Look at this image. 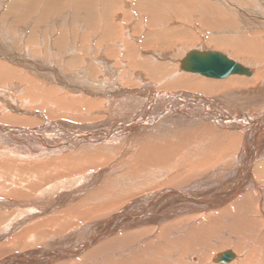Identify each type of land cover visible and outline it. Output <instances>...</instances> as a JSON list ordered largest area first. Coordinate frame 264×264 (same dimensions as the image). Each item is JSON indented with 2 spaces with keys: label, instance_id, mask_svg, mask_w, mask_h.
<instances>
[{
  "label": "bare ground",
  "instance_id": "bare-ground-1",
  "mask_svg": "<svg viewBox=\"0 0 264 264\" xmlns=\"http://www.w3.org/2000/svg\"><path fill=\"white\" fill-rule=\"evenodd\" d=\"M28 1L26 9L16 14L11 13L14 8H7L4 13L0 11V16H5L0 24V151H3L0 156L8 154L28 162L24 167L19 165L26 177L15 173L12 187L7 191L14 193L18 189L21 192L23 186L20 187L22 182L19 184V181L23 178L27 180L25 193L36 190L30 188L33 183L36 187L51 184L56 190L62 185L75 186H69L71 189L66 193L42 204L39 215H43V222L33 228L36 224L33 220V227L25 226L22 240L18 238L9 246L36 243L37 234L43 238L58 235L101 216L114 218L120 205L130 198L131 208H140V203L145 201L139 194L173 186L178 188L170 192L171 197L186 202L181 208L177 206V210L190 212L199 201L205 213L201 214L207 221L189 227L192 229L187 232L189 264H216L213 260L227 251L236 256L229 264H264V0H244L243 4L239 0L225 3L215 0L213 6L204 0L190 3L186 0L183 5L192 24L178 21L167 8L163 10L161 0L148 3L141 0L139 4L136 0V8L127 18L131 22L119 23L118 35L108 33L87 39L80 38L77 31L82 33L83 27L90 24L86 22L95 24L99 0H84L86 8L70 22V26H78L72 36L65 31L60 36L58 32L53 36L49 31L38 35L44 27L40 28V24H55L58 31L63 30H59L63 25L57 26L56 21L59 6L66 0H25ZM36 2L44 3L42 12L37 13L39 16L33 13L39 7ZM29 5L34 8L30 9ZM9 15L14 18L6 19ZM121 17V13H113L107 19L118 21ZM25 19L27 26L33 25V32L40 28L37 35L27 36L31 31L26 33L22 27L26 25ZM198 22L205 26H199ZM193 51L222 53L252 76L212 79L183 71L182 63ZM249 65L254 66L255 71ZM17 92L22 93L18 98ZM218 97L230 100L229 107L216 100ZM22 135L28 137L24 147H21ZM5 142L11 143L13 148H7ZM208 170L210 173L205 175L210 178V192L199 196L193 192L195 189L184 188L193 182L197 173ZM231 177L235 189L230 194L227 190ZM119 183L120 187H116ZM126 184L131 189L128 190ZM211 198H217L215 204H225V207L210 213L208 201ZM16 205L22 210L35 204ZM2 206L0 208L5 210ZM153 207L140 209L139 213L133 212V208L131 214L124 216L131 217L132 221L146 216L153 223L168 216L169 209L164 203ZM33 209L29 210L30 214L38 215ZM16 218H12L8 228ZM110 221L102 219L97 224L101 235L91 237L82 247L84 250L95 245L90 258L101 256L105 245L99 242L104 235L110 238L114 234ZM219 223H222L220 230L228 232V237L223 241L225 250L211 259V254L196 240L204 238L203 232ZM31 233H34L32 237ZM182 238L177 237V240L181 242ZM252 244L255 245L252 247ZM200 254L205 256L202 261ZM57 256L62 260L66 254L57 253ZM138 260L145 262L141 257ZM94 263L99 264L97 260Z\"/></svg>",
  "mask_w": 264,
  "mask_h": 264
},
{
  "label": "rangeland",
  "instance_id": "rangeland-1",
  "mask_svg": "<svg viewBox=\"0 0 264 264\" xmlns=\"http://www.w3.org/2000/svg\"><path fill=\"white\" fill-rule=\"evenodd\" d=\"M11 1V2H10ZM16 1H18V3L16 4ZM108 2V3H104V2ZM144 0H142L143 2ZM147 1L149 0H146L145 2L148 3ZM163 1L161 4H162V7H163V10L164 8L166 9H169L171 12H174V16L175 18L180 21V22H188L189 24H192L193 22H191V19L189 17L188 14L185 13V7L186 5H183L184 4V1L186 0H161ZM177 1V3H176ZM183 3H182V2ZM201 1V0H200ZM205 2H208L209 5L213 6L215 5V0H204ZM223 2L225 3L226 1L228 0H220V2ZM238 1V0H237ZM64 3H62L61 6H59V12L60 14H58V18H57V26L59 25H63V27L59 26V30L60 29H63V30H60L58 31V29L55 28V24H49V25H45V24H40V28H42L43 26V29H41L40 31V34L38 32V30L40 29L38 27V29H36V32H33L32 30H35L32 26L33 25H28L27 26V23L26 21L30 20V16L35 13L36 16H39L37 15L40 14L43 10V7H44V3L41 4V3H38L36 2L35 5L39 6L37 7V11L33 10V13L30 11V16L29 18H27V20L25 19V23L26 25L22 26L23 28L26 29V33L30 32L29 35L27 36H30V35H37V32H38V35H43L45 34V31H49V33H51L53 36H55V32L57 34V32L59 33V35L57 36H60L61 32H64L65 33H68L70 36L74 35V33L76 32V30L78 29V26L76 25H71L70 24L72 23V20H74V18L80 14V11L83 7L86 8V2L83 0H67L66 1H63ZM71 2V3H70ZM136 0H99L98 3H96V5H99L98 7V12L96 10V13L98 14L97 15V19H96V22L95 24H93L92 22H86V23H90V24H87V26H79V27H83L82 29L84 30L82 33L79 32V30L77 31V35H79L80 38L82 39H87V38H93V37H96V38H99L100 35L101 37H103L102 35H107L108 33H111V35H118L119 34V31L116 27L119 26V23L122 24V22H131L130 19H127L128 18V14L131 12L133 14V11L135 10V5H136ZM141 2V0H138V4ZM141 2V3H142ZM144 2V3H145ZM169 2V4L167 3ZM188 3L192 2V0L190 1H187ZM221 2V3H222ZM238 2H240L241 4L245 3L244 0H239ZM26 3H29L28 2H25V0H0V11H2L3 13L6 12V9L9 8V10H11L12 8L13 11L11 13L13 14H16L17 11L21 12V9H26ZM101 3V5H100ZM110 3V4H109ZM121 3V4H120ZM166 5H165V4ZM218 3V1H217ZM10 4V6H9ZM14 4V5H13ZM22 4H23V8H22ZM26 4V5H25ZM64 4V5H63ZM76 4V5H75ZM178 4V5H177ZM181 4V5H180ZM239 4V3H238ZM20 5V6H19ZM67 5V7H66ZM86 5V6H85ZM106 5V6H105ZM114 5V6H113ZM168 5V6H167ZM176 5V6H175ZM42 6V7H41ZM77 6V7H76ZM104 6V7H102ZM166 6V7H164ZM30 9H33L34 7L31 5H29ZM79 7V8H78ZM122 7V8H121ZM178 7L179 10H178ZM40 11H39V9ZM42 8V9H41ZM58 8V7H57ZM67 9V10H66ZM73 9V10H72ZM76 9L78 11H76ZM106 9V10H105ZM166 9V10H167ZM172 9V10H171ZM49 10V8L47 9V11ZM84 10V8H83ZM125 10V11H124ZM24 11V10H23ZM22 11V12H23ZM64 14H63V13ZM102 12V13H101ZM181 12V13H180ZM49 12L45 13L43 18L45 17L46 19V16L48 15ZM62 13V14H61ZM70 13V14H69ZM72 13V14H71ZM77 13V14H76ZM105 13V14H104ZM113 13H121L122 14V17H121V20H108L107 17L109 15H112ZM184 13V14H183ZM66 14V15H65ZM68 14V15H67ZM102 14V15H100ZM186 14V15H185ZM179 15H185L184 17H182L183 19H181V17H179ZM3 16V15H2ZM0 16V24L4 22V17L5 16ZM60 16V17H59ZM104 16V17H103ZM62 17V18H61ZM64 17V18H63ZM7 18H14L12 16H6V19ZM33 18V15L32 17ZM35 18V17H34ZM41 18V19H43ZM61 19V20H60ZM104 19V20H103ZM36 20V19H35ZM184 20V21H183ZM89 21V20H88ZM95 21V20H94ZM116 21V22H114ZM10 22V21H9ZM34 22V20H33ZM71 22V23H70ZM101 22H103V24H101ZM109 22V23H108ZM63 23V24H62ZM69 23V24H67ZM118 23V24H117ZM199 23V22H198ZM98 24V25H96ZM43 25V26H41ZM94 25V26H93ZM109 25V26H108ZM205 26L203 25L202 23H199V26ZM97 26V27H96ZM176 28L179 27V25H175ZM47 27V28H45ZM87 27V28H86ZM114 27V28H113ZM50 28V29H49ZM95 28V29H94ZM105 30H104V29ZM108 28V29H107ZM110 28V30H109ZM113 28V29H112ZM46 29V30H45ZM53 29V30H52ZM55 29V30H54ZM89 31H88V30ZM93 31H92V30ZM97 29H99L97 31ZM199 30V32H201V30L199 28H197V31ZM52 31V32H51ZM73 31V32H72ZM75 31V32H74ZM105 33H104V32ZM54 32V33H53ZM101 32V33H100ZM103 32V33H102ZM198 32V33H199ZM33 33V34H31ZM43 33V34H42ZM48 33V34H49ZM90 33V34H89ZM35 34V35H34ZM93 34V36H92ZM207 49V48H206ZM209 49V48H208ZM213 50H216V49H213ZM218 50V49H217ZM218 51L222 52L223 53H228L227 50L225 49H219ZM243 60V58H242ZM241 61V60H240ZM242 62V61H241ZM243 63V62H242ZM250 68H252V71H255V68L254 66L252 65H249ZM252 66V67H251ZM18 93V94H17ZM16 93V96L17 98L19 96H21L20 94L22 93H19L17 92ZM225 99V98H224ZM223 97H218L216 98V100H221L223 101V104L224 105H227L229 107V104L228 102L230 100H224ZM227 101V102H226ZM231 108V107H230ZM7 125H9L8 123H6ZM11 125V124H10ZM26 136L25 135H22V138H21V147L25 146L26 145V142H27V138H25ZM24 139V140H23ZM25 141V142H24ZM30 143V142H29ZM28 143V144H29ZM4 144V141L3 143ZM11 144V143H10ZM9 143H6L5 142V145L7 148H13V146H11ZM23 144V145H22ZM3 145V146H5ZM32 148L33 145L30 143L29 144ZM6 150H9V149H6ZM12 150V149H11ZM3 151H0V153H2ZM5 154V153H4ZM4 156H0V165L2 166V168L0 169V206L4 207L5 210H3V208H0V264H27L25 262H28V264H55L57 261L56 264H92V262H95L97 260V262L100 264H144L145 262L147 264H176V263H179V264H189L188 262V257H189V249H190V246H189V242L187 241V232L191 231L192 229H190L189 227H193V226H197L199 225L201 222L204 221V223H206V218L203 214H205L203 211H204V207L200 204L199 201H197L195 204V207L193 210H190V212L188 211V209H185L183 211L181 210H177V206L178 207H183V205H186V202L185 200L183 199H180V198H177V197H171L170 195V192L175 190L178 188L176 187H171V186H165V187H161L158 189H155L154 192L153 190H149L148 193L145 192V193H142V194H139L140 197H142V199H144V201L146 202H142L140 203V208L138 207H132L131 208V198L129 200H127V202H124L120 205V207L118 208V210L114 213L115 216L114 218L110 217V215H105V216H101L99 218H96V219H91L89 221H85L81 226H78V227H74V228H70V229H67L66 231L58 234V235H49V236H45V238H43V235L39 236V234L36 235V238H35V242L36 243H30L29 245H10V243H13L15 242V240L18 239L19 241L22 240L23 236H24V232H25V229L26 227L31 224V226L33 225V220L34 222H36V224H34L32 227L33 228H36V226L38 225L37 223L39 222H43V215H39L41 214V211L40 209L42 208V204H45L47 203L48 201L52 200L53 198H58L60 197V195H62L63 193H66L68 190H70L71 187L75 186V185H69L68 188H67V185L65 186H61L60 188H58V190H56V188L54 187H51V184H48L45 185V186H38L37 187L33 184L35 183H31L32 184V187L30 185V188L33 189H36L34 191H30V192H27L25 193L24 190H26V183H27V180H24V178L19 181V184L20 182H22L20 184V187L23 186L22 188V191L23 193H21L20 191H18V189L12 193V192H9L10 190L7 191V189L9 187H12V178H14L15 176V173L16 174H21L22 176L24 175L23 172H20V168H19V165L23 166L28 164V162H26V160H23L21 159V161L19 160V158H12L10 157L8 154L6 157ZM9 157V158H7ZM13 159V160H12ZM15 159V160H14ZM17 160V162H16ZM20 161V163H19ZM24 161V163H23ZM19 163V164H18ZM16 169V170H15ZM19 170V171H18ZM2 171V172H1ZM11 171V173H10ZM205 173H210V170H208V172L204 171V172H199L196 174V177L195 179L193 180V182L191 181V183H189L186 187L184 188H191L192 190H194L193 192H197L196 195L198 194L199 196L201 195H205L206 193L210 192V188H208L210 185V181H208L210 178H208L209 176L206 177ZM211 173H212V170H211ZM257 174H260V173H257ZM2 177V178H1ZM7 177V178H6ZM24 177H26L24 175ZM197 179V180H196ZM204 179V180H203ZM232 180V177L231 179H229V182H228V185L230 184V188H228L227 192L230 194L232 193V191H234L235 189V186L234 185H231L234 181H231ZM200 181V182H199ZM228 181V180H227ZM236 181V180H235ZM203 182V183H202ZM208 182V183H206ZM226 182V181H225ZM9 183V185H8ZM121 185L123 184V186H125V183L120 181ZM120 183L119 184H116L117 186L116 187H120ZM202 185H199L201 184ZM206 183V184H205ZM36 184H38L36 182ZM208 184V185H207ZM234 184V183H233ZM29 185V184H28ZM129 185L131 186V183H129ZM191 185V186H190ZM192 185H193V188H192ZM205 185V186H204ZM207 185V186H206ZM127 188H128V184H126ZM198 186L201 188H198ZM45 187V188H44ZM97 187V186H96ZM207 187V188H206ZM167 190H166V189ZM175 188V189H174ZM183 188V187H182ZM181 188V189H182ZM3 189V190H2ZM131 189V188H128V190ZM200 189V190H199ZM164 190V191H163ZM3 191H7V192H3ZM159 192V193H157ZM48 195H47V194ZM125 193V192H124ZM131 193V190L130 192H128L127 194ZM14 194V195H12ZM39 194V195H38ZM145 194V195H144ZM148 194V195H147ZM165 194V195H164ZM246 192L244 191L243 192V195H245ZM139 195H137V198L139 197ZM142 195V196H141ZM242 195V196H243ZM139 197V198H140ZM148 197V198H147ZM38 198V199H36ZM138 198V199H139ZM146 198V199H145ZM150 198V199H149ZM158 198V199H157ZM165 198V199H164ZM169 198V199H167ZM176 198V199H175ZM5 199V200H4ZM33 199H36V200H33ZM173 199V200H172ZM214 199V200H213ZM3 200V201H2ZM11 200V201H10ZM14 200V201H13ZM24 200V202H23ZM40 200V201H38ZM183 200V201H182ZM27 201V202H26ZM29 201V202H28ZM168 201V202H167ZM174 201V202H173ZM181 201V202H180ZM215 201H218L217 198H211L209 199L208 203L209 205L211 206L210 208L208 209H212L210 211V213H215V212H219L221 211L224 207H225V204L221 205H217L215 204ZM235 199L231 202H234ZM34 202V209H35V212L34 213H37L38 212V215L35 214L34 215H31L29 210L31 211V208L33 209L32 206H30L31 208L30 209H19L17 208V205L18 203H24V205L28 204V206L30 204H33ZM151 202V203H150ZM164 203V205H166V207L169 209V212H168V216L164 217L163 220L159 221L158 223H153L148 217H142V218H137V220L135 221H132L131 220V217H125L124 215H127V214H131V210L133 208L134 211L133 212H140L139 210L140 209H145V210H149L152 209L151 207L153 208H156L155 206L158 205V204H162ZM175 205H174V204ZM181 203V204H180ZM184 203V204H183ZM2 204V205H1ZM127 205L125 207V205ZM149 204V205H148ZM180 204V205H179ZM198 204V205H197ZM215 204V205H214ZM12 207H11V206ZM38 205V206H37ZM148 207H147V206ZM173 205H174V211L172 210L173 209ZM247 205L249 206L250 208V202H247ZM41 206V207H40ZM201 206V207H200ZM11 207V208H10ZM36 207V208H35ZM143 207V208H142ZM198 207V208H197ZM219 207V208H218ZM15 208V209H14ZM124 208V209H123ZM129 209V211H124ZM33 209V210H34ZM39 209V210H38ZM218 209V210H217ZM12 210V212H11ZM37 210V211H36ZM122 210V211H121ZM176 210V211H175ZM215 210V211H214ZM120 213H119V212ZM124 211V212H123ZM12 214H11V213ZM16 212V213H15ZM29 212V213H28ZM175 212V213H174ZM179 212V213H178ZM185 212V213H184ZM195 212V213H194ZM200 212V213H199ZM209 213V211H207ZM2 213L5 214V216L2 215ZM14 213V214H13ZM19 213V214H18ZM24 213V214H23ZM43 213V212H42ZM174 213V214H173ZM193 213V214H192ZM203 213V214H201ZM26 214V215H25ZM33 214V213H32ZM170 214V215H169ZM174 216H172V215ZM182 214H185V215H182ZM12 215V216H11ZM19 216L18 218H16V216ZM23 215V216H22ZM28 215V217H27ZM144 215V214H143ZM181 215V216H179ZM189 215V216H187ZM20 216H22L20 218ZM41 216V217H40ZM183 216V217H182ZM26 217V219H25ZM105 217V218H104ZM204 217V218H203ZM12 218H16L14 219L13 221V226H11L10 228H8L9 225L12 224ZM37 220H36V219ZM111 218V219H110ZM190 218V219H189ZM22 219H25L22 221ZM102 219H109V225L114 229V234L110 237V238H107L105 237L104 235V239L101 240L99 242V244H103L104 243V247L102 246L101 248V251H102V255L99 256V257H96V258H90L89 254L91 252V250L94 248V246L92 247H85L84 250H82L83 246L86 245L87 243V240H89L91 237L93 236H96V235H101L102 231H100V229L98 228L97 224L99 222L102 221ZM169 219L171 221H169ZM5 220V221H4ZM21 220V222L19 221ZM27 220V221H26ZM45 220V219H44ZM114 220V221H113ZM184 220V221H183ZM193 220V221H192ZM198 222H197V221ZM32 221V222H31ZM196 221V222H195ZM200 221V222H199ZM18 222V223H17ZM28 222V223H27ZM31 222V223H30ZM93 222V223H92ZM163 222V223H162ZM180 222L182 223V226L180 225ZM187 224H186V223ZM125 223V224H124ZM175 223V224H174ZM179 223V225H177ZM189 223V224H188ZM9 224V225H8ZM19 224V225H18ZM25 224V225H24ZM154 224V225H153ZM209 224V223H208ZM7 226L5 228V226ZM23 225V226H22ZM156 225V226H155ZM174 225V226H173ZM221 225L222 223L213 226L212 229H206L207 231H204L203 232V236L204 238L202 237V239H198L196 240L197 243H201L200 245L202 246V248L206 249L207 250V253L208 254H211V259H213L215 257L216 254H218V252L220 253L221 250H225L223 248V241L224 239H226V237H228L227 233L228 232H222L220 230L221 228ZM20 226V227H19ZM26 226V227H25ZM30 226V227H31ZM164 226H169V228H172V229H165L164 227V232L161 231L160 229ZM220 226V227H219ZM13 227V229H12ZM24 227V228H23ZM155 227V228H154ZM5 228V232L3 231ZM31 228V229H33ZM41 229V227H39ZM116 228V229H115ZM180 228V229H179ZM185 228H189L190 230H187ZM19 229V231H18ZM29 229V228H28ZM79 229V230H78ZM84 229V230H83ZM155 229V230H154ZM176 229V231H175ZM217 229V230H216ZM126 230V231H125ZM9 231V232H7ZM40 232H42V230H39ZM80 231V232H79ZM120 231V232H119ZM155 231V232H154ZM171 231H174V233L172 234ZM7 232V233H6ZM70 232V233H69ZM100 232V233H99ZM181 232V233H180ZM215 233V234H214ZM219 233V235H218ZM73 234V235H72ZM87 237H86V235ZM121 234V235H120ZM165 234V235H164ZM172 234V235H171ZM200 234V235H201ZM5 235V236H4ZM31 235H34V233H31L29 234V236ZM47 235V234H46ZM178 235V236H177ZM186 235V236H185ZM215 235V236H214ZM57 236V237H56ZM65 236V237H64ZM83 236V237H82ZM90 236V237H89ZM148 236V237H146ZM198 236V235H197ZM206 236V237H205ZM32 237V236H31ZM55 237V238H54ZM177 237L181 238V237H184L180 241L177 240ZM51 238H52V241H51ZM61 238V239H60ZM64 238V239H63ZM79 238V239H78ZM48 239H49V242H48ZM55 239V240H54ZM57 239H59L57 241ZM77 239V240H76ZM86 239V241H85ZM113 239L112 242L108 243L109 240ZM185 239V240H184ZM14 240V241H13ZM54 240V241H53ZM76 240V241H75ZM201 240V241H200ZM209 240V241H208ZM213 240V242H212ZM69 241V242H68ZM80 243H78V242ZM106 241H107V244H106ZM154 241V242H153ZM178 241V242H177ZM221 241V243H220ZM77 242V243H76ZM148 242V243H147ZM186 242V243H185ZM207 242V243H206ZM26 243V242H25ZM48 243V244H47ZM67 243H68V246H67ZM71 243V244H70ZM185 243V244H184ZM212 243V244H211ZM50 244V246H49ZM52 244V245H51ZM66 244V245H65ZM76 244V245H75ZM81 244V245H80ZM214 244H216L214 246ZM43 245V246H42ZM45 245V246H44ZM147 245V246H146ZM185 245V246H184ZM188 245V246H187ZM213 245V246H212ZM255 244H252V247L254 246ZM43 248H42V247ZM49 246V247H48ZM75 246V248H74ZM79 246V247H78ZM64 247V248H63ZM69 247V248H68ZM151 247V248H150ZM217 247V248H216ZM221 249H220V248ZM66 248V249H65ZM68 248V249H67ZM154 248V249H153ZM182 248V249H181ZM35 249V250H34ZM40 249V250H39ZM75 251H74V250ZM86 249V250H85ZM210 249V250H209ZM215 249V250H214ZM218 249V250H217ZM229 249H232V248H229ZM4 250V251H3ZM45 250V251H44ZM48 250L51 251H55L57 253H64L66 254V257L65 259H58L57 257V253L54 255L52 254V252L50 253ZM78 250V251H77ZM111 250V251H110ZM149 250V251H148ZM154 250V252H153ZM183 250V251H182ZM227 250V249H226ZM233 250V249H232ZM36 251V252H35ZM106 251V252H105ZM110 251V252H109ZM163 251V252H162ZM235 252H237L236 250H234ZM89 252V253H88ZM161 252V254H160ZM172 252V253H171ZM223 252V251H222ZM3 253V255H1ZM42 256H40L41 254ZM147 253V254H146ZM152 255H151V254ZM239 253V252H237ZM40 254V255H39ZM74 254V255H73ZM241 254V253H240ZM38 255V256H37ZM69 255V256H68ZM72 255V256H71ZM106 257H105V256ZM185 255V256H184ZM202 257L201 258V261L202 259L205 258V256H203L202 254H200ZM20 256V257H19ZM45 256V259L44 257ZM56 256V257H54ZM110 256H115L112 258H110ZM133 256V257H132ZM30 257V258H29ZM81 257V258H80ZM89 257V258H88ZM107 257H108V260H107ZM142 258L144 259L145 262H139L138 258ZM183 257V258H182ZM242 257V254L241 256ZM29 258V259H28ZM32 258V260H30ZM57 258V259H56ZM156 258V259H155ZM33 259H34V263H33ZM44 259V260H43ZM55 259V261L53 260ZM160 259V260H159ZM179 259V260H178ZM243 259V258H242ZM57 260V261H56ZM64 260V261H63ZM80 260V261H79ZM85 260V261H84ZM90 260V261H89ZM104 260V261H103ZM107 260V261H106ZM172 260V261H171ZM183 260V261H181ZM50 261V263H49ZM92 261V262H91ZM102 261V262H100ZM119 261V262H118ZM153 261V262H152ZM164 261V262H163ZM3 262V263H2ZM45 262V263H44ZM61 262V263H60ZM69 262V263H68ZM81 262H84V263H81ZM117 262V263H116ZM138 262V263H136ZM95 264V263H94Z\"/></svg>",
  "mask_w": 264,
  "mask_h": 264
},
{
  "label": "water",
  "instance_id": "water-1",
  "mask_svg": "<svg viewBox=\"0 0 264 264\" xmlns=\"http://www.w3.org/2000/svg\"><path fill=\"white\" fill-rule=\"evenodd\" d=\"M181 69L206 78L225 79L232 75L252 76L246 68L218 52H191L182 63ZM231 251L219 254L213 262L229 264L235 260Z\"/></svg>",
  "mask_w": 264,
  "mask_h": 264
}]
</instances>
